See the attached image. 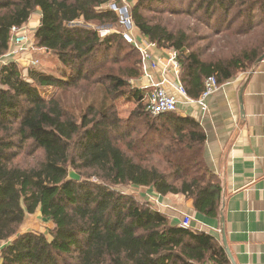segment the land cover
<instances>
[{
	"label": "trees",
	"instance_id": "trees-1",
	"mask_svg": "<svg viewBox=\"0 0 264 264\" xmlns=\"http://www.w3.org/2000/svg\"><path fill=\"white\" fill-rule=\"evenodd\" d=\"M112 2L122 0H0V60L12 47L11 28L39 9L34 47L59 63L44 70L8 60L0 69V264H230L214 236L173 225L118 189L182 194L198 213L219 215L221 187L204 161L199 122L150 115L147 89L132 85L143 74L139 50L117 33L73 25H116ZM129 9L139 35L176 52L192 99L207 77L221 85L264 53V0H135ZM163 13L193 24L173 28ZM195 41L206 45L192 48ZM46 88L56 89L48 99ZM68 92L82 96L78 114L62 102ZM119 99L136 104L125 118ZM38 150L34 165L17 159ZM69 167L78 181L67 179ZM35 212L51 227L18 233Z\"/></svg>",
	"mask_w": 264,
	"mask_h": 264
},
{
	"label": "crops",
	"instance_id": "crops-1",
	"mask_svg": "<svg viewBox=\"0 0 264 264\" xmlns=\"http://www.w3.org/2000/svg\"><path fill=\"white\" fill-rule=\"evenodd\" d=\"M40 16V10L36 9L24 26L34 32ZM135 34L139 35L137 31ZM141 39L147 40L143 36ZM149 50L157 68L146 65L142 76L136 79L138 87H148L163 78L171 84L180 83L179 73L175 74L171 66L166 67L165 49ZM43 53L48 54L36 47L14 53L11 47L2 61L11 60L27 68L29 60H37V67ZM163 69L166 73H162ZM167 92L177 98V112L195 118L205 133L204 161L221 187L219 215L213 218L198 213L191 199L182 194L163 196L152 187H136L137 192L152 210L165 214L173 225L179 226L182 216L188 215L190 229L211 234L225 251L223 228L235 264H264V59L251 70L219 85L204 99L203 105L186 101L169 85ZM22 226L18 233L26 232L20 231ZM226 256L232 264L227 253Z\"/></svg>",
	"mask_w": 264,
	"mask_h": 264
},
{
	"label": "built area",
	"instance_id": "built-area-1",
	"mask_svg": "<svg viewBox=\"0 0 264 264\" xmlns=\"http://www.w3.org/2000/svg\"><path fill=\"white\" fill-rule=\"evenodd\" d=\"M124 2L123 5H117L116 3H110L108 7L117 12L119 16L118 23L112 28L111 32L117 33L122 36V38L137 48L141 54L142 64H143V72L145 71L146 65L157 68L155 59L152 58V53L149 48H156L157 45L148 40L141 39V35L135 34V27L133 24L132 15L127 5V0H122ZM12 48L15 53L16 50L22 51L24 49H31L34 47L32 35L33 32L29 30V28L23 27H12ZM165 49V48H164ZM167 58H166V67L171 66L175 74L179 73L180 67L177 60V54L174 50L165 49ZM37 60H29V65L35 66L37 65ZM162 73H166L165 69H163ZM167 85L173 87L181 96H183L186 101L189 102H198L203 105L204 99L214 92L219 84L216 81L214 75L207 77L204 80V89L198 99H191L184 89V87L178 84H171L167 81L166 78H163L159 83L151 84L148 87H144L147 89L145 94V109L146 111L152 115L157 116L159 114L168 113V112H177L178 111V100L174 95H171L167 92ZM263 140H264V132H263ZM179 226L182 228L190 229L191 227V219L188 215H183Z\"/></svg>",
	"mask_w": 264,
	"mask_h": 264
},
{
	"label": "rangeland",
	"instance_id": "rangeland-1",
	"mask_svg": "<svg viewBox=\"0 0 264 264\" xmlns=\"http://www.w3.org/2000/svg\"><path fill=\"white\" fill-rule=\"evenodd\" d=\"M135 0H127V5L130 7H132V5L134 4ZM124 2H121V5H123ZM156 6V5H154ZM161 18L163 20H168V22L170 23V25L173 28H178V27H185V25H190L193 24L192 20L189 17L186 16H176V15H168L163 13L161 15ZM73 25L75 26H84V27H91L95 30L98 31V34L100 36H104L106 34L111 33L112 29L115 24L112 25H96V24H91L90 26H86L82 23V20L80 21H76L73 23ZM136 32V31H135ZM206 42L205 41H195V44L192 48H201L202 46H205ZM39 59H40V63H39V67L40 69H44V70H54V68H56L59 63L56 59L55 56H53L52 54H41L39 55ZM132 85L134 87H138L136 80L133 81ZM56 92L55 88H46V89H42V94L45 98H50L51 96H53ZM57 95V93H56ZM62 102L64 103V106L68 109H70L73 113L78 114L80 110H82L85 106L84 101L82 99L81 95H77L76 93H66L63 97L62 94ZM64 98V100H63ZM145 102V99H144ZM117 112L118 115L122 118L127 117L136 107V104L134 101L132 100H127V99H119L117 101ZM40 154L41 151L38 150L36 152V154L34 156H29L28 152L26 154H23L21 156H19L17 159H19V161L21 162L22 165H34L37 161L38 158H40ZM18 161V160H16ZM71 170H73L75 172V170L72 167ZM76 173V172H75ZM118 189L120 191H122L123 193L126 194H130L132 196H134L136 199L143 201L142 200V196L140 197V194L137 192L136 187H132V186H119ZM143 197H145L144 194ZM149 197V196H148ZM23 226L24 229L22 230H26V231H44V229H48L51 227L50 222H44L41 220L40 218V214H37L36 212L30 215H27L26 218L23 221ZM21 224V225H22ZM19 230V229H18ZM45 232V231H44Z\"/></svg>",
	"mask_w": 264,
	"mask_h": 264
},
{
	"label": "water",
	"instance_id": "water-1",
	"mask_svg": "<svg viewBox=\"0 0 264 264\" xmlns=\"http://www.w3.org/2000/svg\"><path fill=\"white\" fill-rule=\"evenodd\" d=\"M263 59H264V53H263V54H262V55L256 60L255 64L261 62ZM2 66H3V61L0 60V69H1ZM241 92H242V89L240 90L239 97H238L240 103H241ZM67 179H72V180H76V181H78V180L80 179V175L77 174V173H75L73 170H71V168H68ZM37 210H38V209H37ZM26 216H27V215H26ZM26 216H25V218H26ZM25 218H24V219H25ZM20 231H23V230H22V227L20 228ZM221 234H222V242H223V245H224V247H225V252L227 253V255H228V257H229L231 263H232V264H235L234 261H233V259H232V257H231L230 251H229V249H228V247H227V245H226L223 228H221ZM1 245H2V243H0V247H1Z\"/></svg>",
	"mask_w": 264,
	"mask_h": 264
}]
</instances>
